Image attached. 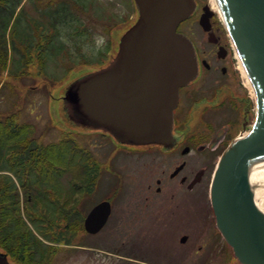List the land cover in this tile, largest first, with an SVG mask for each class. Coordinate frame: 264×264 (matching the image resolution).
<instances>
[{"label": "rangeland", "instance_id": "rangeland-1", "mask_svg": "<svg viewBox=\"0 0 264 264\" xmlns=\"http://www.w3.org/2000/svg\"><path fill=\"white\" fill-rule=\"evenodd\" d=\"M88 1L90 4L91 0ZM202 1L208 3L211 1L214 9L217 10L218 22L226 26L224 18L214 5L213 0ZM24 3L25 22L19 25L18 33L32 31L38 26L35 21L46 20L45 16L41 12L39 13V9H43L44 6L37 7L30 0H24ZM81 3L85 4L81 9L87 12L80 11V16L83 23L87 24L89 28V35L85 38V41H89V43L88 46L80 50L82 53H78L79 49L74 47H77L76 43L80 38H72L70 32L67 41H65L66 47L68 46L70 49V54L62 56L64 58L62 61L49 59L43 62L45 58L43 57L41 66V61L38 60L40 57L37 58L38 50L35 52V49L30 50L31 47H27V52L32 53L33 58L28 67L24 65L25 72L18 74L15 70L20 64L19 60L22 55L16 53L19 63L17 60L15 62L14 55L12 56L13 46L10 43L9 46H6L10 53L6 68L1 67V62L4 60L0 61V114L6 117L7 114L12 113L19 124H28L30 136L27 141L32 146L35 145L33 142L59 145L61 140L67 146L66 141L71 139L77 144L65 148V158L63 159L66 161V165L61 160L56 162L58 166L56 168L64 171L63 175L57 176L60 179L59 184L66 188H72L73 184L78 187V190L72 195L73 198L67 200L71 203L70 206L72 205L70 221L59 215V212L53 214L52 216L56 215L59 221L57 220V227L54 230L47 231L51 238L50 241L42 237L34 225H31L44 244L40 246V249H35L45 255L43 264H144L143 262L155 264H242L216 225V217L210 199V185L220 154L236 138L249 133L254 124L255 115L253 114L246 126L242 119H238L228 126L229 128L225 119L233 115H220L216 119L213 118L216 124L215 129L220 128L219 134L225 133L228 128V141L224 147H219L208 153L194 149L183 154L182 149L185 144H181V147L167 152L161 151L159 148H152L140 156L129 157L127 154L124 156L120 153L116 154L118 148L106 139L104 135L106 133L84 129L69 120L64 110L63 97L71 82L107 64L110 58L116 54L122 35L136 21L138 10L132 0H97L96 10L88 7V2L85 0ZM128 4L130 9H128ZM131 9L130 17L126 18ZM122 19H127V22L121 21ZM199 20L200 17H197L190 21L188 34L196 44L209 50L211 42L207 31L202 28ZM108 24L112 25L110 31H108ZM34 31L37 33V30ZM34 39L37 44L39 37L36 36ZM106 42L110 43L111 52L107 46H104ZM101 47L105 50L99 51ZM232 51L235 54V50ZM75 57L77 63H69V60ZM92 58L93 60L90 61ZM232 60L234 69L239 72L240 80L243 82L241 86L248 95L251 94V99L254 100L255 94L247 86L246 79L239 68V59L235 56ZM217 75L221 74L218 72ZM230 80L224 82H230ZM209 82L211 83L206 84V89L202 87L200 91L198 90L196 98L202 94L212 97V92L219 82L216 81V78L215 80L209 78ZM231 85L237 94V84L232 83ZM215 103L214 101L211 104ZM210 118L212 119V116ZM204 129L205 127L202 124L198 125L197 118L194 119L193 116L182 126V131L188 134L195 131L202 134L205 132ZM25 146L24 142H16L9 148L7 146L6 151H8L7 153L12 150L21 152ZM20 152L0 155V172L14 177L19 170L16 166L25 161V155ZM91 158L98 161L99 168L95 171L89 169ZM183 162L187 164L185 170L178 178L172 179L171 173ZM16 163L17 165L14 166ZM85 165H87L86 169ZM205 165L207 166V177L202 185L193 191L189 189L188 182L181 185L182 175L190 174L191 170L197 172ZM164 177L166 180L162 185L163 190L157 192V179ZM50 185L48 186L50 187ZM149 185L154 187V193L151 194L155 199L154 212L172 215L174 219L182 221L183 225L186 221H191L190 226L187 224L185 227H179V230L174 229L176 231L173 232L172 249L129 248L132 246L130 240H135V238L129 237V234L134 235V231L125 226L127 224L125 220L131 219V215L138 213V198L146 196ZM18 186L20 187L19 199L22 208L26 209L27 206H32L31 204L37 200L34 199L35 193L29 195L28 200L31 201L29 203L28 195L21 190L19 183ZM116 191L118 194L112 199L113 214L109 223L95 234L88 233L84 226L86 216L97 203L110 198ZM256 193L264 200V184ZM67 197L63 196L55 198L56 200H47V202L51 204L52 201L56 202L55 205L62 204ZM42 220L43 217L39 218L38 222ZM69 222H71V229L67 227ZM184 234L189 235L186 245L179 242V238ZM0 251L6 252L2 248ZM17 251L14 255H9L12 264H19L15 258L19 254ZM39 256L40 254H35V259H38Z\"/></svg>", "mask_w": 264, "mask_h": 264}, {"label": "water", "instance_id": "water-1", "mask_svg": "<svg viewBox=\"0 0 264 264\" xmlns=\"http://www.w3.org/2000/svg\"><path fill=\"white\" fill-rule=\"evenodd\" d=\"M218 1L253 83L257 113L248 135L236 138L219 159L210 197L217 226L237 259L242 264H264V212L255 199L256 186L264 176V0ZM135 3L138 18L122 35L116 54L106 66L69 84L64 110L75 125L101 130L121 143L171 147L179 90L195 80L199 71L193 42L178 32L196 3ZM207 21L203 14L200 24L206 31L210 29ZM111 212L108 200L95 205L85 218L86 231L99 232ZM0 264H11L4 253H0Z\"/></svg>", "mask_w": 264, "mask_h": 264}, {"label": "trees", "instance_id": "trees-1", "mask_svg": "<svg viewBox=\"0 0 264 264\" xmlns=\"http://www.w3.org/2000/svg\"><path fill=\"white\" fill-rule=\"evenodd\" d=\"M30 1L37 7L44 6L43 9H39V13L41 12L46 20H37L38 23L35 21L38 26L32 31L18 33L19 25L25 22L24 0H0V61L4 60V62H1V67L6 68L10 54L6 46L12 44L14 61L17 60L16 53L22 55L17 70H15L16 67L14 68L18 74H23L26 70L24 65L28 67L29 62L32 61L33 54L27 52V47H31L30 50L35 49V52L38 50L37 58L40 57L38 60L41 61L42 66L43 62L49 59L62 61L64 60L62 56L70 54V49H68V46L66 47L65 43L70 32L72 38H80L79 42L76 43L78 48L74 46L77 50L79 49L78 53H82L80 50L88 46L89 43V41H85V38L89 35V28L87 24L83 23L80 16V11L82 13L87 12L81 9L85 5L81 3L84 0ZM85 1L88 2V7L96 10L95 3H97V0H91L90 4L88 0ZM130 8L128 4V9ZM131 12L132 9L127 13L126 18L130 17ZM121 21L127 22V19ZM111 29L112 25L108 24V31ZM34 30H37V33ZM36 36L39 37L37 44L34 39ZM104 46H107L110 51L109 42H106ZM103 47L99 51H104ZM54 51L56 52L53 53ZM43 57L45 58L42 62ZM69 63H77L76 57L69 60ZM16 119H14L12 113L7 114L6 117L0 114V155L20 152L12 150L7 153L6 148L7 146L8 148L11 147V144L14 145L16 142L26 144L20 152L25 155V161L20 162L18 166H16L17 163L14 165L19 168L16 175L11 177L7 173L0 172V248L14 249L15 253L18 250L19 254L15 258L19 264H41L45 260V255L43 252L35 251V249H40V246L44 244L31 225H34V228L42 237L50 241L51 238L47 231L54 230L57 227L56 223L59 221L56 215L55 217L52 215L59 212V215L70 221L69 215L71 214L72 205L70 206L71 203L67 200L73 198L72 195L75 194L78 187L73 184L72 188H66L59 184L60 179L57 176L63 175L64 171L56 168L58 167L56 162L61 160L66 165L67 163L63 159L65 158V148L77 144L71 139L66 141L67 146L64 145L63 140L59 145L33 142L35 145L32 146L27 141L30 136L28 130L30 126L28 124L21 125ZM86 167L87 165H85V169ZM18 183L22 188L21 190L28 195L27 201L29 203H31L28 200L29 195L35 193L34 199H37L31 204L32 206H27L26 209H23L20 203ZM71 191H74V193H71ZM63 196L68 197L64 203L57 204L58 206L55 205L56 202L52 201V204L47 202V200L58 199ZM41 217H43V220L38 222ZM43 225L44 227H42ZM67 227L71 229V222L67 224ZM35 254H40L38 259H35Z\"/></svg>", "mask_w": 264, "mask_h": 264}, {"label": "flooded vegetation", "instance_id": "flooded-vegetation-1", "mask_svg": "<svg viewBox=\"0 0 264 264\" xmlns=\"http://www.w3.org/2000/svg\"><path fill=\"white\" fill-rule=\"evenodd\" d=\"M195 2L196 8L194 12L190 18L183 21L179 25L178 31L192 39V37L188 34L190 29V21L197 17L201 18L203 14H206V18L208 19L207 22L210 25V29L207 31V33L209 41L211 42V48L206 50L199 44H196V42L192 39L197 52L199 72L195 80H193L187 86L180 88L178 105L174 109L173 136L175 140L173 146H134L121 143L111 135L104 134L106 139H108L111 143H114L116 148H118L116 154L120 153L123 156L127 154L129 157L133 155L140 156L152 148H159V150L167 152L175 150L177 147H181V144H185L183 145L184 147L182 149L183 154L186 148L189 149L187 153L194 149H198L200 152L208 153L211 150H216L217 148L224 147L227 144L228 126H231L234 122L238 121V119H242L243 124L246 126V123H249L253 114L256 115L255 102L251 99V94L248 95L246 90L241 86V83L243 82L240 80L239 72L235 71L234 69V62L232 58H234L236 55L233 54V43L226 26H223L222 23L218 22L216 9H214L211 1L208 3L203 2L202 0H195ZM218 72L221 75H217ZM209 78H212L213 80L216 78V81L219 82V84L216 85V89L212 92V97L202 94L196 98V93L199 92L202 87L206 89V84L211 83L209 82ZM229 79H231L230 82H224ZM232 83L237 84V94L234 92V88L231 85ZM214 101L216 103L212 105L211 103ZM227 114L233 116L230 117ZM220 115L228 116V118L225 119V123L227 124L228 128L226 132L222 134H219L220 128L215 129L216 124L214 122V119ZM192 116L194 119L197 118L198 125L202 124L205 127V132L202 131V134H198V132L195 131L192 134H188L182 131V126ZM210 116H212V119ZM214 143L216 146L213 145ZM91 160L92 161L89 165V169L90 171H95L97 168H99L97 166L98 161H94L93 158H91ZM180 165H183L181 170H179V172L176 174H173L178 169V167H180ZM180 165L171 173L170 177L172 179L178 178L187 166L185 162L181 163ZM192 176L193 178H191ZM206 177L207 166L205 165L203 169L197 172L191 170L190 174L188 173L182 175L180 183L181 185H184L188 182L189 189L193 191L195 188L203 184ZM189 178H191V180H189ZM165 180V177L157 179V192H162V185L165 183ZM148 189L149 190L146 191L147 193L144 198H138V213L131 215V219L125 220L127 224L124 223L128 229L130 228L134 231V235L129 234V237L133 236L135 238V240H130L132 246H129V248L172 249V244H174L173 232L176 231L174 229H178L179 227L183 226L185 227L187 224L190 226L191 221H186L185 225H183L182 221L174 219L172 215L154 212L155 199L151 196V194L154 193L153 185H149ZM117 194L118 191H116L110 198L104 199L109 200L112 205V212L106 225L109 223L113 214L112 199L115 198ZM178 224L180 225L178 226ZM106 225L104 227H106ZM184 236H188V238L183 240ZM188 241L189 235L187 234H184L179 238V242H181L183 245H186ZM13 250L14 249H5L6 252L0 251V253H5L8 260L10 261L9 255L15 254ZM143 263L155 264L150 262Z\"/></svg>", "mask_w": 264, "mask_h": 264}, {"label": "bare ground", "instance_id": "bare-ground-1", "mask_svg": "<svg viewBox=\"0 0 264 264\" xmlns=\"http://www.w3.org/2000/svg\"><path fill=\"white\" fill-rule=\"evenodd\" d=\"M213 3L214 5L217 7L218 11H220L222 17L224 18V15H223V11H222V8L219 4V1L218 0H213ZM219 13V14H220ZM236 56L237 58L239 59V64H240V69L243 73V76L244 78L246 79V84L247 86L250 88V90L255 94V91H254V86H253V83L250 79V76L248 75L247 71H246V68L244 66V63L240 57V55L238 54V51H236ZM248 135L247 133L244 135L246 136ZM264 184V176L262 177V179L260 180V182L258 183V185L256 186V191H258V189ZM258 194L256 193V203H259V204H262V206L260 207V209L264 212V200L261 199L260 197L257 196Z\"/></svg>", "mask_w": 264, "mask_h": 264}]
</instances>
